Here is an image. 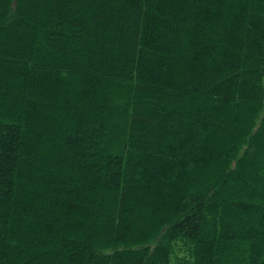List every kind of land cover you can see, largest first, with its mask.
Masks as SVG:
<instances>
[{"label": "trees", "instance_id": "1", "mask_svg": "<svg viewBox=\"0 0 264 264\" xmlns=\"http://www.w3.org/2000/svg\"><path fill=\"white\" fill-rule=\"evenodd\" d=\"M0 264H264V0H0Z\"/></svg>", "mask_w": 264, "mask_h": 264}]
</instances>
